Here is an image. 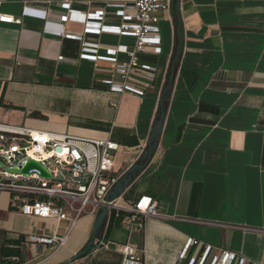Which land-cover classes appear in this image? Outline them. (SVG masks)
I'll return each mask as SVG.
<instances>
[{
    "label": "crops",
    "instance_id": "0c3cea01",
    "mask_svg": "<svg viewBox=\"0 0 264 264\" xmlns=\"http://www.w3.org/2000/svg\"><path fill=\"white\" fill-rule=\"evenodd\" d=\"M129 0H71L77 13H96ZM59 0H0V14L21 25L0 23V123L118 145L114 172L138 162L167 81L176 39L181 37L174 85L155 153L132 187L130 200L152 197L159 214L144 230L128 234L106 220L100 239L89 241L95 218L80 219L65 244L55 248L30 239L60 238L66 222L21 215L0 192V264H121L105 243L129 242L142 250V264H204L222 252L231 264H264V0H172L160 17L161 53L151 48L138 60L155 66L152 81L133 77L143 97L112 93V65L81 60V42L44 31L61 23ZM118 20L107 10L105 23ZM79 30L77 22L64 23ZM106 48L130 46V38L87 35ZM124 60L125 56L119 54ZM117 106L113 107L112 104ZM197 245L180 258L186 241Z\"/></svg>",
    "mask_w": 264,
    "mask_h": 264
},
{
    "label": "built area",
    "instance_id": "2783aa9c",
    "mask_svg": "<svg viewBox=\"0 0 264 264\" xmlns=\"http://www.w3.org/2000/svg\"><path fill=\"white\" fill-rule=\"evenodd\" d=\"M172 0H129L128 3H110L96 13H77L71 8V0H59L58 7L64 11L61 23L51 27L44 23V31L81 42L80 59L106 62L112 65L113 78L107 81L110 92L121 96L124 93L136 97L144 96V89L130 83L133 77L152 81L157 72L155 66L138 60V55L151 48L155 55L161 53L159 20L169 11ZM109 10L118 20L105 23ZM77 22L79 30L67 29L64 23ZM21 19L0 14V23L21 25ZM87 35H115L130 38V46L106 48L100 54L99 44L84 41ZM125 56L124 60L118 58ZM113 107L117 104L113 103ZM118 145L110 139H88L65 134L49 133L0 123V192L10 196V205L21 215L58 223L66 222L67 233L60 238L30 239L55 248L65 244L68 233L77 222L87 216L96 218L103 207H107L106 220L112 221L128 234L144 230L149 218L169 219L157 211L156 201L147 195L135 199H124L123 195L110 203L105 197L123 173L114 172V153ZM34 161L49 174L40 176L32 169L28 174L20 171L26 163ZM198 241L188 239L180 258H184L189 247ZM122 255L121 264H142L143 251L133 244L105 243ZM210 248L206 247L198 264H204ZM236 260L233 253L222 252L219 259L210 264H231ZM240 264H246L244 259Z\"/></svg>",
    "mask_w": 264,
    "mask_h": 264
},
{
    "label": "water",
    "instance_id": "95a60500",
    "mask_svg": "<svg viewBox=\"0 0 264 264\" xmlns=\"http://www.w3.org/2000/svg\"><path fill=\"white\" fill-rule=\"evenodd\" d=\"M176 39L180 42L181 37V25L180 19L177 21V26L175 28ZM178 55H176L175 59ZM174 74L175 70L171 65L167 81L160 93V97L158 100V105L156 108V112L154 115L152 128L149 133L145 149L142 151L140 158L137 163L131 165L118 179V181L112 186L110 191L107 193L105 197V202L110 203L112 201L117 200L120 196H122L125 191L133 184V182L137 179V177L141 174V172L145 169L147 164L151 161L157 144L160 138L162 127L164 123V119L166 116L168 101L171 96L172 88L174 85ZM35 169L40 173V176L49 178V174L40 166V164L29 160L26 165L20 170H12V172H19L20 174H28L30 170ZM108 209L107 207H103L99 213L97 214L94 222V226L92 229V233L90 235L89 241L86 243L84 248L78 252L74 260L81 258L82 256L86 255V253L90 250L94 240H98L101 238L103 233V228L106 223V215Z\"/></svg>",
    "mask_w": 264,
    "mask_h": 264
},
{
    "label": "trees",
    "instance_id": "16d2710c",
    "mask_svg": "<svg viewBox=\"0 0 264 264\" xmlns=\"http://www.w3.org/2000/svg\"><path fill=\"white\" fill-rule=\"evenodd\" d=\"M174 26H177V22L174 21ZM179 45H180V42L178 41H175V44H174V52H173V57H172V60H171V63H170V67L171 65L173 66V68L175 69V66H176V63H177V58L176 60L175 57L176 55L178 54V51H179ZM133 187V186H132ZM132 187L127 191V193H125L124 197H127L129 195V193L131 192L132 190ZM85 256V255H84ZM84 256H82L81 258H83ZM80 259V258H79Z\"/></svg>",
    "mask_w": 264,
    "mask_h": 264
},
{
    "label": "rangeland",
    "instance_id": "374dc122",
    "mask_svg": "<svg viewBox=\"0 0 264 264\" xmlns=\"http://www.w3.org/2000/svg\"><path fill=\"white\" fill-rule=\"evenodd\" d=\"M159 30H160V35L163 38L165 35V29H164V26L162 24L159 25Z\"/></svg>",
    "mask_w": 264,
    "mask_h": 264
}]
</instances>
